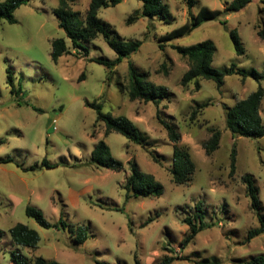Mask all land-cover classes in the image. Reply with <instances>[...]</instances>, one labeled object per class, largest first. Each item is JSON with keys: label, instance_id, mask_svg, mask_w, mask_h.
<instances>
[{"label": "rangeland", "instance_id": "1", "mask_svg": "<svg viewBox=\"0 0 264 264\" xmlns=\"http://www.w3.org/2000/svg\"><path fill=\"white\" fill-rule=\"evenodd\" d=\"M232 1L196 0L188 8L182 0H163L165 18L139 17L131 24L128 18L142 6L138 0L101 8L97 17L112 34L141 42L137 52L111 71L94 61L116 58L102 37L82 43L87 54L72 48L53 13L58 0H30L15 10L16 23L0 20V264H14L12 257L18 255L30 264L37 258L59 264H135V259L156 264L162 256L180 257L172 264H253L264 258V234L246 241L258 222L241 180L252 176L264 214V137L232 138L225 126V109L258 84L264 88V78L233 75L225 77L220 88L201 79L198 90L193 82L184 87L180 81L188 64L172 49L209 40L215 47L214 69L235 64L264 74V40L257 36L264 24V0H251L239 11L203 22L188 35L159 42L202 6L222 11ZM88 4L89 0H75L69 7L84 21ZM233 29L243 54L233 49ZM56 38L64 39L69 54L53 62L50 42ZM129 64L145 73L148 82L165 87L167 96L158 104L130 101ZM8 70L16 93L7 82ZM86 103L101 104L103 114L128 118L145 135V145L116 133L104 136L103 122H96V112ZM260 117L264 124V100ZM158 118L176 128L178 145L190 152L195 170L186 185L171 180L172 144ZM213 131L220 133L219 147L206 155L203 143ZM99 140L122 163L120 171L91 162ZM233 147L235 173L230 177ZM132 161L163 187L161 196L125 200L123 185ZM198 203L209 227L182 249L179 244L188 231L183 220H193ZM27 207L41 211L52 227H40L25 214ZM61 212L65 227L59 223ZM17 223L37 232L35 249L12 244L8 231ZM77 226L87 229L89 238L83 244L74 241Z\"/></svg>", "mask_w": 264, "mask_h": 264}, {"label": "trees", "instance_id": "2", "mask_svg": "<svg viewBox=\"0 0 264 264\" xmlns=\"http://www.w3.org/2000/svg\"><path fill=\"white\" fill-rule=\"evenodd\" d=\"M30 0H5L0 3V20H5L10 24L16 23L14 12L19 7L26 5ZM75 0H58V7L53 10L54 15L58 20V27L64 32L66 38L70 41L73 49H80L87 54V49L83 46V42L92 41L97 37H102L107 46L116 54L113 61H106L94 59L98 64L103 65L108 71H111L117 64L124 58L130 57L138 51L141 46L140 41H125L115 34H112L109 25L97 17V13L101 8H107L119 4L122 0H89L88 8L86 10L85 19H80L79 12L72 11L70 4ZM141 2V9L134 11L133 16L128 18L127 23L131 24L133 20H138L139 17L160 19L168 15L167 6L163 0H138ZM188 8H191L196 0H182ZM251 0H233L228 6L224 7L222 11L211 10L202 6L196 15L189 14V19L179 28L171 30L160 38L159 42H171L188 35L193 29L197 28L205 21L217 20L220 16H226L230 12H235L243 9ZM221 24L225 25L226 22L222 21ZM257 36L264 40V24L258 29ZM229 37L236 54H243L244 49L241 45L240 39L236 30L229 31ZM51 53L50 57L53 62L66 54H69L67 45L63 38H56L51 40ZM162 49V45H159ZM172 49L182 58L186 59L188 64L187 71L181 78V86H187L193 82L196 90L199 89L198 80L211 81L217 88L223 85L224 78L228 76L238 75L242 78L251 76L256 81L264 78V74L258 73L256 70L246 72L240 70L235 64H230L229 67L222 70L214 69L211 66L213 55L215 53L214 44L209 41H201L196 44L181 47L172 46ZM82 74L78 81L82 80ZM128 85L126 87L127 97L130 101L140 100L145 103L158 104L161 99L167 96V89L160 85H154L147 81L145 73H140L132 66L128 65ZM7 82L11 87V92L16 93L13 88L11 72L7 71ZM264 100V88L258 84L255 91L250 93L246 98L236 102L232 107L225 109V126L229 131L232 138L242 137L248 139H260L264 137V124L260 117V106ZM88 107L96 112V122L102 121L104 124V136L111 133L119 134L125 137L129 142L136 145H145V135L141 133L138 128L126 117L119 116L113 117L110 114H103L101 112V104L86 103ZM194 112L192 113V117ZM160 124L166 131L167 138L172 144V167L170 169L171 180L175 185H186L192 180L194 174V164L188 149L178 145L180 141V134L176 128L158 118ZM220 133L213 131L210 138L203 143V150L206 155L212 154L219 147ZM235 149H231L229 156V176L232 177L235 173ZM91 162L101 168L111 171H120L122 163L113 159L110 155V150L103 140H99L92 152ZM42 166L45 168H52L48 163L43 162ZM34 167L31 168L33 170ZM242 182L245 185L246 195L249 199L250 209L256 215L258 226L248 231L246 241L264 234V214H262V206L258 197V190L255 187L251 175L242 177ZM125 191V200L131 198H158L163 193V187L155 181L151 174L142 172L137 166L136 162L130 163V174L127 176L123 185ZM201 204L198 203L195 207L196 212L193 220L185 218L183 223L188 226L187 233L180 241V248L184 249L195 236L203 229L209 227L203 221ZM25 214L32 217L36 223L42 228L52 227L45 221L41 211L27 207ZM64 213H60L59 223L65 227L62 217ZM73 231V230H72ZM71 231V232H72ZM9 235L12 244L17 247H25L35 249L39 242L37 232L27 226L17 223L9 229ZM74 233L75 242L83 244L88 238V232L85 227L77 226ZM180 260V257H167L162 258L156 264H172L173 261ZM14 264H30L26 258L18 255L12 257ZM35 264H59L56 262H44L41 258L35 260ZM103 264V263H97ZM135 264L140 262L135 259ZM206 264H218L217 262ZM253 264H264V258H257Z\"/></svg>", "mask_w": 264, "mask_h": 264}]
</instances>
